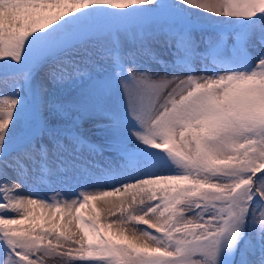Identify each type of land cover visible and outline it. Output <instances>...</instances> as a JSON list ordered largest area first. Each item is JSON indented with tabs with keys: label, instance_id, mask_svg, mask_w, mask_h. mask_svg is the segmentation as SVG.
Here are the masks:
<instances>
[{
	"label": "snow or ice",
	"instance_id": "1",
	"mask_svg": "<svg viewBox=\"0 0 264 264\" xmlns=\"http://www.w3.org/2000/svg\"><path fill=\"white\" fill-rule=\"evenodd\" d=\"M0 82V264H264V0H0Z\"/></svg>",
	"mask_w": 264,
	"mask_h": 264
},
{
	"label": "rangeland",
	"instance_id": "2",
	"mask_svg": "<svg viewBox=\"0 0 264 264\" xmlns=\"http://www.w3.org/2000/svg\"><path fill=\"white\" fill-rule=\"evenodd\" d=\"M193 11H198V10H193ZM203 15H208L207 13H203ZM212 19H216L215 17H212ZM201 34L204 35H215V32L213 31V29L211 27H209L207 24L204 25V29H203V33H201V31H197L196 35L197 38L200 37ZM164 37L160 36L154 40H151L149 42V47L152 49V51L155 53V55L157 57H159L160 59L163 60H168L169 59V54L164 46ZM229 43H231V40H229ZM253 45H255L254 47L250 46V51L255 54L258 49H259V45L256 42L255 37L253 38ZM201 48H203V45H201ZM141 62L144 64H152V61L150 59L149 56L145 55L141 58ZM195 67L197 68V75L199 74V68H200V62L199 60H196L195 62ZM154 68H158V65H152ZM47 71V68L45 67L44 69L41 70V72L39 73L37 79L39 81L45 82L44 81V73ZM85 83H86V78H85ZM49 88L54 89L56 86L48 84L47 85ZM11 92V88L10 87H6L2 82H0V95L2 94H8ZM105 155H109L108 153H105ZM99 159H103V158H99ZM75 185L74 183H64L62 178L58 177V176H52L50 179V183L48 185H40L39 186V190L41 191V193L44 194H48L51 195L54 191H58V190H62L65 194L69 193L70 190L72 188H74ZM26 191V189H25ZM97 207L102 211V213L104 214V216H107V208H101L98 204ZM141 227H146V226H141ZM150 231H154L149 229ZM57 257H51V258H46L45 259V264H56L57 261Z\"/></svg>",
	"mask_w": 264,
	"mask_h": 264
},
{
	"label": "bare ground",
	"instance_id": "3",
	"mask_svg": "<svg viewBox=\"0 0 264 264\" xmlns=\"http://www.w3.org/2000/svg\"><path fill=\"white\" fill-rule=\"evenodd\" d=\"M55 89V88H54ZM102 209L103 208H108L110 205H104V204H98Z\"/></svg>",
	"mask_w": 264,
	"mask_h": 264
}]
</instances>
